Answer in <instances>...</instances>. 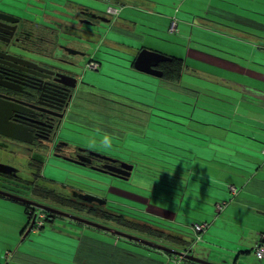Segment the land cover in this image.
<instances>
[{"label": "crops", "instance_id": "0c3cea01", "mask_svg": "<svg viewBox=\"0 0 264 264\" xmlns=\"http://www.w3.org/2000/svg\"><path fill=\"white\" fill-rule=\"evenodd\" d=\"M18 1L22 3L11 1L16 10L11 11L29 20L42 15L60 18L63 8L71 7H84L109 20L94 26L85 70L98 71L107 64V71L114 74L113 67H118L108 54L125 56L130 60L123 69L146 87L132 102L94 91V83L89 84L88 108L97 107L93 96L110 103L104 101L100 114H93L92 108L85 113L76 100L75 123L117 141H126L130 134L144 137L154 125L151 117L159 107L158 96H165L158 92L169 89L181 95V104L189 107L182 108L185 123H171L181 127L185 137L167 138L169 161L162 162L166 205L140 199L147 215L167 218L173 224L167 230L187 241L194 239L192 225L208 226L190 256L213 264L232 259L245 264L242 260L264 243V0H89L90 7L79 0ZM102 4L107 5L106 14L96 9ZM108 9L117 14H108ZM145 49L170 61L180 59L179 79L165 81L136 71L133 61ZM90 63L97 68H90ZM140 98L148 103H139ZM208 99L214 101L212 108L206 106ZM83 116L87 121L80 120ZM133 171L134 166L131 175ZM230 186L236 188L235 194ZM178 194L180 199L175 198ZM185 225L188 234L178 230ZM183 249L176 247L181 253ZM177 257L128 245L120 237L60 217L33 230L24 204L0 197V264H165Z\"/></svg>", "mask_w": 264, "mask_h": 264}, {"label": "flooded vegetation", "instance_id": "af4514ba", "mask_svg": "<svg viewBox=\"0 0 264 264\" xmlns=\"http://www.w3.org/2000/svg\"><path fill=\"white\" fill-rule=\"evenodd\" d=\"M59 17L50 16L49 20L42 15L29 20L12 12L10 2L0 0V197L13 196L63 212L56 207L61 206L57 202L60 198L71 202L85 193L60 187L48 179L46 155L71 164L80 160V167L91 169H118L126 161L87 147L72 148L73 145L60 140L63 127L75 123V101H79L85 113L89 110L91 89L78 81L76 70L86 59L92 31L100 20H94L84 7L63 8ZM24 206L29 219L39 211L44 215V223L55 216L30 204Z\"/></svg>", "mask_w": 264, "mask_h": 264}, {"label": "rangeland", "instance_id": "374dc122", "mask_svg": "<svg viewBox=\"0 0 264 264\" xmlns=\"http://www.w3.org/2000/svg\"><path fill=\"white\" fill-rule=\"evenodd\" d=\"M3 1L10 2V7L12 6L11 10H15V7H13L11 2L12 0ZM16 1V3H22L18 0ZM79 1V3L84 6H91V2L89 0ZM93 5H98V3H94ZM106 7V4H102L99 5L98 8L96 7V9H99V12L106 14ZM108 55H110L112 57L111 59H113L112 61H109L119 68H115L112 65L114 68V74L107 71V64L98 71H90V69L86 71V59L84 60L85 62L83 61L79 63L80 66L76 70V73L81 74L80 76L83 77L82 83L88 85H93L92 83H94L92 86L95 89L94 91L110 93L116 97H121V99L123 98L128 101L136 102L135 96L143 94V89L145 86H143V83L139 82L138 77L135 78L136 75L133 72H130L129 74V71L124 70L127 69L130 59L125 56H117L116 54L111 53ZM106 61H108V59ZM158 95L165 96H158L157 103H159V107L154 110L153 117H151L154 125L151 124L149 126V131L145 132L144 137L141 136L139 138H133L135 134H130L129 139L126 141H117L115 137L108 138L109 136L107 137L106 135L101 134V132L96 133V131L91 130L90 127L86 128L83 125L74 122V124L67 126L68 129L63 127V130L59 132L60 140L63 139L67 141L69 145H73L72 148L75 146L84 148L87 147L93 149L94 152L103 153V155H107L115 159L118 158L134 164V171L129 180L124 181L119 178L97 172L91 168L80 167L75 164L67 163L63 160H58L53 156L49 157L47 155L44 157L46 166L45 176L51 181H54L60 185V187L68 186L77 190H81L91 197L98 199L104 198L108 203V207L124 211V215L127 217H130L128 213H131L133 215L143 217V220L146 218L147 220L152 221L149 222L152 226L154 225L164 229H168V227L173 228V224L168 221L167 218L160 217L159 219H156L150 215H147L145 211L146 204L140 199H152L153 203L165 207L166 166L164 163L169 161V159L168 161L166 160V151H168V149L165 145L167 143V138L174 136L178 140H182L185 137L182 136L183 134H181L182 128H177L171 123V121L185 123V121L181 118L184 117L182 114V108L185 110L189 107L181 104V100L179 99L181 95L176 91L171 92L169 89L168 91L160 90ZM104 101L105 99L100 96H93L92 102L93 104L95 103L94 106L97 104V109L94 107H89L88 109L91 110L92 108V113L98 114L99 111L103 110L102 106H106L105 102L110 103L108 100L105 102ZM140 101L141 102L139 103H148V99L143 100V98H140ZM186 101L188 102L190 99H187ZM213 104V99H208L206 106L212 108ZM93 121L96 122V120ZM95 125L96 123L92 124V127ZM161 196H164V198L161 199ZM175 198L180 199V195L178 194L175 196ZM56 207L60 210H63L65 213H70L73 215L78 214L82 218L88 219V221L104 224L108 227H114L116 229H112L117 231L123 229L121 227L119 228L115 225H111L110 223H105L99 219L91 218L85 214L74 212L69 208L62 206ZM141 210L145 212L142 213ZM187 225L178 228V230L180 229L181 231H185L184 233L188 234L189 231L187 230V227L189 225ZM130 233L135 235V237H144L149 242H153L176 251L177 246L175 244L158 240L156 238L143 236L140 232L130 231ZM242 262H245V264H259V262L255 259L253 252L252 255L250 254L246 256ZM228 264H234V259H232V261ZM261 264H264V262Z\"/></svg>", "mask_w": 264, "mask_h": 264}, {"label": "trees", "instance_id": "16d2710c", "mask_svg": "<svg viewBox=\"0 0 264 264\" xmlns=\"http://www.w3.org/2000/svg\"><path fill=\"white\" fill-rule=\"evenodd\" d=\"M158 69L162 72V79L165 81H173L179 79L181 75L182 70V61L180 59L171 58V61L166 63H161L158 65ZM104 201V200H103ZM61 206L71 208L72 210L85 214L91 218L99 219L105 223H110L112 225H115L117 227H121L123 229L119 230L123 233L130 234L132 236V233L130 231L134 232H140L143 236L150 237V238H156L158 240H163L172 244H175L177 246H183V252H187V256H190L188 253H190L189 248L191 247V244L193 243V240L185 239L182 236L174 235L169 230L164 228H159L157 226H152L150 223L144 221L135 219L132 217H127L122 213L116 212V210H112L110 207L105 204L104 206L97 205V204H90V206L87 207L86 203L84 201L76 200V201H69L67 198L62 197L57 201ZM27 212V209H26ZM29 215V214H28ZM51 219L57 218L58 216H50ZM31 221V219H30ZM50 220H47L49 222ZM46 222V223H47ZM103 226H106L104 224H100ZM43 227V226H42ZM108 227V226H106ZM114 228V227H109ZM115 229V228H114ZM106 233V232H105ZM107 235H110L112 237H117L114 235H111L109 233H106ZM138 237V236H137ZM142 239H145L144 237H140ZM121 240L125 241L128 245L136 246L140 249L144 250H150L152 252H155L157 254L168 256L170 259H173L175 257L174 255L163 253L161 251L154 250L152 248H149L147 246L138 244L136 242L128 241L126 239L121 238ZM179 264H197L191 260H188L186 256L180 261Z\"/></svg>", "mask_w": 264, "mask_h": 264}, {"label": "water", "instance_id": "95a60500", "mask_svg": "<svg viewBox=\"0 0 264 264\" xmlns=\"http://www.w3.org/2000/svg\"><path fill=\"white\" fill-rule=\"evenodd\" d=\"M92 17L97 19V20L99 19L101 22L109 23V20L103 19L102 17L95 16V15H92ZM169 61H170V58H167L166 56H163L161 54L151 52V51L145 49V50L140 51L137 54L135 60L133 61V67L138 72L160 78L162 76V72L157 70L156 67L161 63H166ZM103 158L107 161L114 162L113 159H110L108 157H103ZM74 163L77 164L78 166L83 165V163L80 160H77ZM92 170H95L97 172L107 174V175H110L112 177L127 181L131 177L133 165L128 164L126 162H123V163H120V167L118 169L105 166L103 168H94L93 167ZM9 198L12 200H15L17 202H20L22 204H28V205L30 204L35 209L42 210L48 214L55 215V216H58L60 218L70 220L71 222L80 223V224L95 228L96 230L109 233L111 235L126 239L128 241L136 242L138 244L147 246V247L152 248V249L157 250V251H161L163 253L171 254L174 256H182L183 255L181 252L174 251L172 249H169V248H166L164 246L155 244L153 242H149L147 240L132 236L130 234L123 233L121 231L114 230L112 228L100 225V224L92 222V221H88L86 219H83V218H80V217H77V216H74V215H71V214H68L65 212L54 210V209L44 207L41 205H36V204L30 203L26 200L15 198L13 196H9ZM77 198L80 201H84V202H87L90 204H97V205H101V206H104L106 204L105 201L98 199V198L91 197V196L86 195V194L85 195L80 194ZM186 258H188V260H191L197 264H212V263L194 258L193 256H187L186 255Z\"/></svg>", "mask_w": 264, "mask_h": 264}, {"label": "built area", "instance_id": "2783aa9c", "mask_svg": "<svg viewBox=\"0 0 264 264\" xmlns=\"http://www.w3.org/2000/svg\"><path fill=\"white\" fill-rule=\"evenodd\" d=\"M108 14H117V11L114 9H108L107 10ZM175 27V24L171 25L170 31L172 32L173 29ZM89 67L92 69H96L97 66L94 63H90ZM229 191L233 194L236 193V188L233 186H230ZM219 209L221 208V205L217 206ZM31 224H32V228L33 230H38L40 228H42V226L44 225V215L39 211L36 213H33L31 216ZM208 226L206 224H194L190 227L192 234H193V243L191 244V247L189 248V251H191L193 245L199 243L201 241V235L205 232L206 228ZM182 256L177 257L173 262V264H179L180 261L187 255V252H182ZM253 254L255 256V259L258 262H261L264 260V243H259L255 246L254 250H253ZM171 262V263H172ZM170 262L165 263V264H171Z\"/></svg>", "mask_w": 264, "mask_h": 264}]
</instances>
